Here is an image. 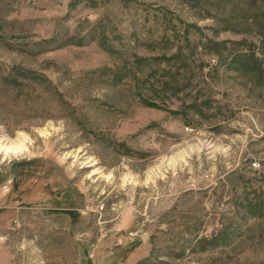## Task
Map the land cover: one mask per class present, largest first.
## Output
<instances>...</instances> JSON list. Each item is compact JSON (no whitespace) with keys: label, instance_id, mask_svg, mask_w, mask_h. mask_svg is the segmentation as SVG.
<instances>
[{"label":"rangeland","instance_id":"rangeland-1","mask_svg":"<svg viewBox=\"0 0 264 264\" xmlns=\"http://www.w3.org/2000/svg\"><path fill=\"white\" fill-rule=\"evenodd\" d=\"M19 142L9 264H264V0H0Z\"/></svg>","mask_w":264,"mask_h":264},{"label":"bare ground","instance_id":"bare-ground-1","mask_svg":"<svg viewBox=\"0 0 264 264\" xmlns=\"http://www.w3.org/2000/svg\"><path fill=\"white\" fill-rule=\"evenodd\" d=\"M28 151L27 147L22 143H11L10 145H0V153L4 156L22 155Z\"/></svg>","mask_w":264,"mask_h":264},{"label":"crops","instance_id":"crops-1","mask_svg":"<svg viewBox=\"0 0 264 264\" xmlns=\"http://www.w3.org/2000/svg\"><path fill=\"white\" fill-rule=\"evenodd\" d=\"M1 240V239H0ZM10 249L7 241L2 238L0 241V264H9L10 261Z\"/></svg>","mask_w":264,"mask_h":264},{"label":"trees","instance_id":"trees-1","mask_svg":"<svg viewBox=\"0 0 264 264\" xmlns=\"http://www.w3.org/2000/svg\"><path fill=\"white\" fill-rule=\"evenodd\" d=\"M11 83H12V82H11ZM12 84H14V87H15V86H18V85H16V83H12ZM16 88H17V87H16Z\"/></svg>","mask_w":264,"mask_h":264}]
</instances>
